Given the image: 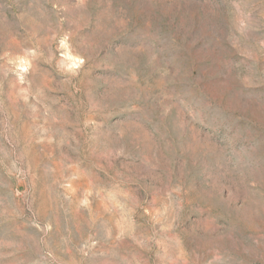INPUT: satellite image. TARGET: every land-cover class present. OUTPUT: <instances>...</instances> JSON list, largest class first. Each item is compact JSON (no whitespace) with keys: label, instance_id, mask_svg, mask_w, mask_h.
Wrapping results in <instances>:
<instances>
[{"label":"rangeland","instance_id":"rangeland-1","mask_svg":"<svg viewBox=\"0 0 264 264\" xmlns=\"http://www.w3.org/2000/svg\"><path fill=\"white\" fill-rule=\"evenodd\" d=\"M0 264H264V0H0Z\"/></svg>","mask_w":264,"mask_h":264}]
</instances>
